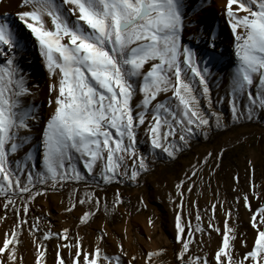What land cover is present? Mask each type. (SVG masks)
Wrapping results in <instances>:
<instances>
[{"label": "snow or ice", "instance_id": "6c2138e0", "mask_svg": "<svg viewBox=\"0 0 264 264\" xmlns=\"http://www.w3.org/2000/svg\"><path fill=\"white\" fill-rule=\"evenodd\" d=\"M186 8V0H19L18 24L8 13L0 14V225L8 223L9 212L14 218L0 240V264H24L25 233L33 264H47V242L52 240L53 264H141L145 258L167 255V249L148 251L138 260L125 248L126 236L115 253L109 252V233L103 227L96 230L94 241L81 235L102 203L108 216L123 199L114 192L110 211L106 195L88 191L81 198L76 186L103 191L102 185L139 183L163 155L175 160L197 132L207 135L213 118L217 128L225 126L222 114L201 109L197 93L212 108L208 65L214 55L201 61L183 43L186 29L197 23ZM222 12L238 61L227 94L232 117L239 119L246 108L251 119L257 108L264 110V0H223ZM208 41L214 53L215 37L209 34ZM29 44L38 49L51 80V111L39 136V159L31 150V134L40 115L37 106L26 101L32 92L20 66ZM141 132L151 158L138 149ZM195 176L193 165L174 186V242L179 245L173 248L175 264H264V205L253 211L250 203L264 193L257 192L255 184L250 192H241L239 177H234V203L225 208L216 199L204 224L199 207L194 214V205L186 204ZM66 189L67 213L78 205L89 206L76 218V231L42 229L40 216L30 220L38 198L47 197L49 190ZM241 205L251 213V247L234 220ZM213 233L220 241L211 254L193 252L194 246L203 251L205 234L210 247Z\"/></svg>", "mask_w": 264, "mask_h": 264}, {"label": "rangeland", "instance_id": "374dc122", "mask_svg": "<svg viewBox=\"0 0 264 264\" xmlns=\"http://www.w3.org/2000/svg\"><path fill=\"white\" fill-rule=\"evenodd\" d=\"M8 1V0H6ZM16 1V2H15ZM19 0H14L11 5H0V14L8 13L10 20H18L16 12L18 11ZM186 11L191 14L198 13L194 17L201 18L194 25H190L183 35V43L197 53L198 59L204 61L209 54L214 55V59L208 65L211 71L210 91L212 97V108L209 110L207 101L202 96L198 97L201 101V109L205 113L209 111L222 114L224 127L217 128L215 119L211 121L212 127L207 131V135L197 132L191 139L189 147L179 153L175 160H171L163 155L152 165L151 174L145 175L139 183L125 181L119 185L112 184L109 186H101V188H89L87 185L80 184L79 196L84 198L88 191H95L100 195H106V203L111 211L113 208V193L119 191L122 194L123 204L116 206V210L111 215L103 214V203L101 212L96 215L91 226L82 228L81 235H85L88 240H95L99 234L96 230L106 228L108 237V251L115 253L117 251L116 244L123 239L125 248L137 255L139 260L143 252L159 251L167 249V255L148 261L146 258L141 264H175L173 257V248L178 249L179 245L174 242L175 229L173 220V203L175 197V184L185 179V173H190L192 166H196L195 188L191 194L186 193V204L194 205L192 208L195 214L196 206L199 207L203 216V223L206 224L208 215L210 214V204L219 199L224 203L225 208L234 203L237 193L233 191L237 185L234 177H239L238 188L241 192H250L253 184L256 191L264 193V110L259 108L252 113L251 119L247 118V109L242 111L245 115L239 119H233L231 106L229 103L228 92L230 89L231 74L238 63L234 56L232 37L228 25L225 23V17L222 7L218 8L215 0H208L206 6L199 5L197 0H186ZM210 10L211 19H214L220 25L219 36L214 34L215 25L207 22L203 17V12ZM215 37L216 49L209 47L208 35ZM34 47L28 45L27 51H33ZM28 54V52H26ZM25 53V54H26ZM2 59V58H0ZM20 66L23 69L25 79L32 95L26 98L28 104H35L40 115V121L32 131L31 150L33 155L39 159V136L41 130L46 123L51 109L48 107V86L51 83L49 73L45 66H39L36 76L35 72L30 71L28 65L22 60ZM203 67V63L201 64ZM33 73V74H32ZM42 74L45 81H40ZM219 101V102H218ZM246 103V101H245ZM47 106V115L45 116L41 109ZM43 114V115H42ZM138 149L145 156L151 158V149L145 142L143 132L140 135V143ZM209 157V163L204 164V160ZM222 155H219L221 154ZM219 167H216V165ZM70 189L63 192L52 193L49 190L47 197H40L35 202L34 209L30 212V220L35 216H40V227L46 229L51 226L53 231L62 230L64 227H72L76 231L77 217L84 211L89 209L88 205H78L72 213H67L65 207L68 205ZM141 199L143 203H141ZM63 201V203H62ZM251 208L253 211L264 205V198H251ZM209 208L208 212L204 210ZM3 210L0 208V216ZM251 213L242 205L239 208V216L234 220L239 223V231L241 234L247 235L249 247L253 243L254 231L249 225ZM9 220L7 224L0 225V240L3 239V233L12 224L14 218L9 212ZM224 217L217 213V220L222 222ZM151 221V224L149 223ZM193 225L196 224L195 215L192 217ZM200 234H197L199 239ZM213 238L210 247L207 246L208 236L204 235L206 242L203 251L193 247V252L203 255L205 252L211 254L217 247L220 237L212 234ZM25 245L23 248L24 264H33L34 255L32 245L25 233ZM55 240L47 242L48 256L47 264H53L55 252ZM241 252L244 249H240Z\"/></svg>", "mask_w": 264, "mask_h": 264}, {"label": "bare ground", "instance_id": "6f19581e", "mask_svg": "<svg viewBox=\"0 0 264 264\" xmlns=\"http://www.w3.org/2000/svg\"><path fill=\"white\" fill-rule=\"evenodd\" d=\"M13 1L14 0H8L5 3H0V5H7L8 6V5H11ZM215 1L217 2L218 8H221L222 4H223V0H215ZM197 2H198L199 5L206 6L207 3H208V0H197ZM192 11H194V10L191 9V14L189 16L194 17V15H193L194 12L192 13ZM203 13H204L203 17H205L207 19V22L212 23V25H215L214 34L216 36H219L220 25H219V23L217 21H216V23H214L215 20L210 18V15L212 14V12L210 10H206ZM194 18H195V20H201V18H198V17H194ZM21 35L22 36H26L27 34L23 30H21ZM27 52H28V54L27 53L24 54L22 61L26 65H28V68H29L30 71H34L35 72L34 76H36V74H38V71L40 70L39 66H44L43 58L39 55V52H38L37 48H34L33 51H27ZM40 77H41L40 81L44 82L45 81L44 75L42 74V76L40 75ZM41 112L46 116L47 115V106H43L42 109H41Z\"/></svg>", "mask_w": 264, "mask_h": 264}]
</instances>
